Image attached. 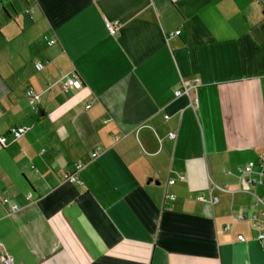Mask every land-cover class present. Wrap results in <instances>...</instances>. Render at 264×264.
I'll return each instance as SVG.
<instances>
[{
	"label": "crops",
	"instance_id": "1",
	"mask_svg": "<svg viewBox=\"0 0 264 264\" xmlns=\"http://www.w3.org/2000/svg\"><path fill=\"white\" fill-rule=\"evenodd\" d=\"M2 136L14 264H264L236 220L264 197L236 173L264 162V0H0ZM78 161L80 182H65Z\"/></svg>",
	"mask_w": 264,
	"mask_h": 264
},
{
	"label": "built area",
	"instance_id": "2",
	"mask_svg": "<svg viewBox=\"0 0 264 264\" xmlns=\"http://www.w3.org/2000/svg\"><path fill=\"white\" fill-rule=\"evenodd\" d=\"M104 26L110 35H114L119 29L120 23L118 21L109 22L105 20ZM179 34H180L179 31L170 33L167 36V41H170L174 37L179 36ZM44 40L46 41L47 46L49 47L53 46L57 42V39L48 40L46 37H44ZM43 67H44L43 63L39 62L35 64V69L37 71H41ZM79 87H80L79 80H77L76 78H70L63 82L61 89L64 93L68 94V93H71V91L78 89ZM181 93L182 91H177L176 95H180ZM184 93H187V90H184ZM25 98H26L27 104L30 107L31 114L33 116H38L39 114V95L32 88H28L25 93ZM191 103H192L191 105H193L195 108L197 107L196 102L194 103V101H192ZM88 107L89 106H87V108ZM165 119H167V117H165ZM26 131H27V127L17 126V127L10 128L8 130V134L14 140H17L20 137H22L26 133ZM169 137L174 138L175 134L171 132L169 134ZM6 143H7V138L5 136L0 137V144L4 146L6 145ZM96 156L97 154L95 152L91 154L92 159L95 158ZM82 168H83V163L80 161L76 162L74 164L73 171L63 176L64 181L69 182L70 184H78L80 182L79 172L82 170ZM236 173L238 176V191H244V189L248 185H264V162L260 164L259 171L257 173H254L253 170L247 166L237 167ZM180 180H184V177L180 176ZM173 183L174 181L172 180L168 182L169 185H172ZM213 190H217L219 192H224V193L225 192L233 193L231 191H228V188L226 185L222 187L213 185L211 191ZM165 198L173 200L174 196L165 193ZM217 201H218L217 197L213 196L211 198L212 204L217 203ZM3 203L8 205L12 212H15L18 210V207L16 205H10L7 199H3ZM252 209L255 210L256 213L252 214L251 217L247 219V217L244 215H238L236 217V220L237 221H248L251 225V228L257 233V237H256L257 243L261 247H264V197L253 195ZM238 240L244 241L242 236H239ZM0 250L2 253L0 257L1 263L2 264H14L13 257L1 245H0Z\"/></svg>",
	"mask_w": 264,
	"mask_h": 264
},
{
	"label": "rangeland",
	"instance_id": "3",
	"mask_svg": "<svg viewBox=\"0 0 264 264\" xmlns=\"http://www.w3.org/2000/svg\"><path fill=\"white\" fill-rule=\"evenodd\" d=\"M253 186H257V185H253Z\"/></svg>",
	"mask_w": 264,
	"mask_h": 264
}]
</instances>
